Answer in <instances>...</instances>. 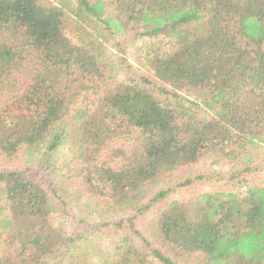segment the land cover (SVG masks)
<instances>
[{"label": "trees", "instance_id": "obj_1", "mask_svg": "<svg viewBox=\"0 0 264 264\" xmlns=\"http://www.w3.org/2000/svg\"><path fill=\"white\" fill-rule=\"evenodd\" d=\"M122 38L142 42L144 71L117 58V80L106 52ZM23 77L0 101V161L52 159L69 136L71 159L59 187L37 168L0 172V264H45L75 243L66 188L127 214L104 223L117 242L98 264H264V181L249 185L264 151V0H0V89ZM207 153L240 165L214 182L238 191L169 201L153 247L135 228L145 187Z\"/></svg>", "mask_w": 264, "mask_h": 264}, {"label": "rangeland", "instance_id": "obj_2", "mask_svg": "<svg viewBox=\"0 0 264 264\" xmlns=\"http://www.w3.org/2000/svg\"><path fill=\"white\" fill-rule=\"evenodd\" d=\"M49 2L57 4L59 0H48ZM134 38H122L120 39V53L117 49L112 47V43L107 44V56L112 62L113 75L117 80L122 79V75L119 73V67L116 65V59L122 58L124 65H129L133 70L131 73H135L138 70L144 71L142 68V62L139 58L136 49H141L142 42L135 41ZM26 88V78H20L16 81L15 85L10 88L0 89V101L12 102L22 95ZM72 136H69L61 142L55 152L52 154V159L48 157H39L30 163H24L23 159L15 158L11 167H5L4 162L0 161V172L4 169H31L37 168L43 174H49L50 178L56 183V186H60L62 176L65 171V166L71 159V142ZM258 170L254 171V178L249 181L250 187L260 186L264 181V151L263 147L257 149L253 153ZM251 167H255L252 165ZM240 165L227 166L220 163H213V157L211 154H202L198 160L192 164L183 166L172 173L165 174L160 180L154 184L148 185L144 189V198L141 201L142 205L146 207L142 214L135 220V228L140 234L147 240L155 245L154 239L151 236L152 225L157 218L159 212L163 209L164 205L171 200L188 199L194 196L204 194L208 191H238L237 187L225 186L221 184H215L216 174H222L226 177L232 173ZM196 176H203V179H196ZM186 179H192V183L189 185L182 184ZM169 191L167 197L157 202L154 206L149 203L152 197L158 192ZM78 190H71L66 188L65 195L67 198V210L69 216L66 219V228L64 229L66 238L75 239L74 244H65L52 258L48 259L45 264H67L69 260V254H74L83 260L84 264H98L102 258H106L114 246L117 236L113 234L111 226H104V223L117 222L126 217V213L121 210L107 209L99 203L88 200L84 195L79 193ZM0 205L3 207L5 203L0 198ZM7 213V212H6ZM8 215V213H7ZM109 223V224H110ZM116 231V234H119ZM81 236V237H80ZM10 241V239L6 240ZM14 247H18L14 244ZM1 251H7V247L2 245ZM80 262V261H79ZM180 264H202L197 255L191 256L188 260L179 261ZM81 263V262H80ZM83 264V263H81Z\"/></svg>", "mask_w": 264, "mask_h": 264}]
</instances>
